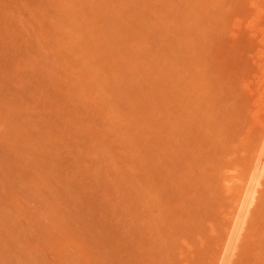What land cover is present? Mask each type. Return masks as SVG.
Segmentation results:
<instances>
[{"label":"rangeland","instance_id":"1","mask_svg":"<svg viewBox=\"0 0 264 264\" xmlns=\"http://www.w3.org/2000/svg\"><path fill=\"white\" fill-rule=\"evenodd\" d=\"M263 70L264 0H0V264H264Z\"/></svg>","mask_w":264,"mask_h":264},{"label":"bare ground","instance_id":"2","mask_svg":"<svg viewBox=\"0 0 264 264\" xmlns=\"http://www.w3.org/2000/svg\"><path fill=\"white\" fill-rule=\"evenodd\" d=\"M262 68H263V66H262ZM261 85L263 86V84H261ZM258 94H260V92ZM261 94H262V92H261ZM263 95L264 94H262V96ZM256 102H257V100H256ZM258 103H259V101L257 102V104ZM261 103H262V101H261ZM261 103L259 105L261 107L260 109L264 108L261 106ZM262 104L264 105V103H262ZM262 111H264V109ZM259 117H260V115H259ZM261 118L262 117H260V119ZM257 121L258 120H256L255 122H257ZM260 123H262V122H260ZM261 125L264 126L263 123ZM255 158H256V160H254V161H256V165L254 163L255 167L252 168L253 170H252V173L250 176H247L248 174L247 175L246 174L240 175V173L239 174L237 173L239 170L237 168L235 170V168H234L233 170H235L237 172L235 173L233 171L235 173L234 174V173H231L232 172V170H231L230 175L228 173V175L225 177L226 180L223 179V181H226L225 185L227 186V191L231 192V195L233 194V197H234L233 207H231L232 211L230 210V212L228 213L229 225H230V227L232 226V228H233L231 231V233L234 231L233 234L238 232V230L241 229V226L243 224L245 225L244 222L246 220L248 212L250 211V208L252 206H254L258 200V193H259L258 188L262 184L261 178L264 174V150L261 151L260 155H255ZM247 167H249V166H247ZM244 175H246V176H244ZM226 186H224V187L226 188ZM225 191H226V189H225ZM233 234H230V235L232 236Z\"/></svg>","mask_w":264,"mask_h":264}]
</instances>
